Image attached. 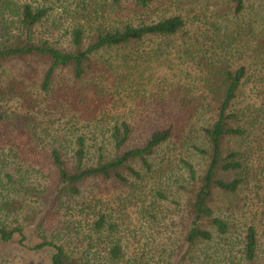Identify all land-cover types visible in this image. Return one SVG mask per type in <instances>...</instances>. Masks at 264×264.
Segmentation results:
<instances>
[{"label": "rangeland", "instance_id": "1", "mask_svg": "<svg viewBox=\"0 0 264 264\" xmlns=\"http://www.w3.org/2000/svg\"><path fill=\"white\" fill-rule=\"evenodd\" d=\"M246 4L241 19L250 21L254 13L264 15V0H246ZM225 7L226 0H152L143 18L145 21L179 14L186 20L184 30L174 36L145 39L135 45L98 53L93 59V70L74 86L73 92L84 100L75 94L62 99L54 92L35 97L31 95L35 88L25 83L19 88L23 95L18 93L11 99L0 97V110H6L7 114L13 112V117L25 114L28 111L22 106L23 98L27 105L26 96L29 95L44 109L54 110V106L63 104L71 111L75 104L79 120H91V132L87 133L91 152L103 146L105 157L110 158L113 151L107 138L119 119L133 124L135 143L164 125L162 120L170 110V99H173L172 107L183 103L193 106L201 95L203 108L197 125L209 122L213 117L211 95L204 99L206 92L200 85L196 84L198 89L193 88L201 65L211 61L216 65L245 67V76L231 110L235 114L231 124L243 128L245 133L223 141V152L237 151L243 165L237 171L219 174L225 180L240 178L241 183L234 193L215 191L212 202L215 214L228 223L227 234L219 235L209 227L211 240L190 245L185 239L188 223L184 206L186 209L196 181L190 180L183 162L193 166L197 178L208 164L207 156L193 149V145L206 149V143L198 134L185 138L176 133L147 158L148 168L140 160L131 161L129 165L141 174V179L125 170L123 175L127 181L124 183L114 179L88 180L81 186L78 196L65 199L59 213L51 215L53 217L43 224L44 227L27 222L37 210L31 199L23 203L22 210L14 208H19L18 203L12 206L14 211L3 209L11 214L6 217L2 212L0 221L8 227L23 225L28 245L42 241L44 234L57 233V238L65 243L79 264H88V260H94L97 255L105 256L112 245L120 248L116 264H264V31L256 17L252 32L244 30L240 21L237 24L235 19L229 21ZM259 19L264 21V17ZM32 65L39 72L45 67L41 62ZM8 71L10 75L4 84L10 83L15 74L13 68ZM67 80L69 78L65 82ZM58 88L56 83L54 90ZM171 89L174 93L170 96ZM101 104L110 111L94 115L92 110ZM82 130L85 128L81 123L68 127L60 121L53 128V134L62 142L71 133ZM50 138H45L42 145L51 143ZM11 158L15 157L8 160L13 169L0 167V175L10 170L14 179H23L25 183L34 179L26 168L32 162L30 153L24 161H18L20 157L16 161ZM38 160L46 161L43 156ZM17 164L22 165L19 172L15 168ZM16 188V183L8 188L10 197H3L4 200L13 201V195H21ZM158 193L166 198L158 197ZM99 217H103L104 227L102 231L93 232L90 228ZM248 225L255 227L258 237L254 262L247 261L244 256L243 237ZM51 252V249L31 251L24 248L17 234L9 243L0 239V264H50Z\"/></svg>", "mask_w": 264, "mask_h": 264}, {"label": "trees", "instance_id": "2", "mask_svg": "<svg viewBox=\"0 0 264 264\" xmlns=\"http://www.w3.org/2000/svg\"><path fill=\"white\" fill-rule=\"evenodd\" d=\"M151 2L152 0H0V97L7 96L6 99H11L18 96V93L23 95L19 88L25 83L35 88L31 92L35 97L53 92L62 99L64 96L69 97L75 94L73 90L76 82L93 70V59L98 53L135 45L145 39L174 36L184 30L186 20L179 14L157 21H145L143 18ZM226 5L225 15L227 18L229 16V21L235 19L236 24L240 21L244 30L252 32L256 17L264 31V21L259 19L264 17L263 13H254L250 21L240 18L246 11V0H226ZM119 18L123 20H118ZM120 61L123 59L120 58ZM33 62L44 63L45 67L39 72L32 65ZM8 68H13L15 74L10 83L6 81L4 84V80L10 75ZM200 69L198 77L194 78L196 82L193 83V88L198 89L196 84H199L201 90L206 92L204 99L211 95L213 117L209 122L207 120L197 125L198 115L203 108L200 103L201 95L193 106L183 103L172 107L173 99H170V110L162 120L164 125L155 128L135 143L133 124L126 119H119L107 138L113 151L110 158L105 157L103 146H97L91 152L90 138L87 137V133L91 132V120H79L75 104L71 111L63 104L60 107L54 106V110L44 109L37 106L29 95L26 96L28 106L22 96V106L28 111L25 114L18 113L13 117V112L7 114L6 110H0V143L9 144L7 147H10L6 150L7 147L0 144V167L8 166L11 170L13 168L8 164L9 157H15L12 160L20 157L18 161H24L25 156L30 153L32 162L26 168L34 176L29 183H25L23 179H14L10 170L0 175V214L2 215L3 209L14 211L12 206L15 203H18L19 208H14L22 210L23 203L31 199L37 210L27 222L44 227L43 224L59 213L65 199L78 196L81 186L88 180L114 179L124 183L127 181L123 175L125 170L134 178L141 179V174L129 165L131 161L140 160L148 168L150 164L147 158L176 133L185 138L198 134L206 143V149L196 145H193V149L205 154L208 164L203 174L197 178L193 166L189 162H183L190 180L193 183L196 181L186 209L184 206L188 223L185 239L190 245L209 241L212 239L209 227L219 235L227 234L228 223L215 214L212 202L215 191L234 193L241 183L240 178L225 180L219 174L237 171L243 165L237 151L223 152V141L227 137L245 133L243 128L231 124L235 117L231 110L246 70L243 66L216 65L211 61L201 65ZM36 76L39 77L34 80ZM66 78L69 80L65 82ZM56 83L59 87L57 91L54 90ZM173 93L174 90L171 89L169 95ZM75 96L84 100V97L77 94ZM35 107L37 109L33 110ZM175 109L182 110L176 112ZM107 111L110 109L101 104L92 113L106 114ZM60 121L68 127L81 123L86 131L71 133L61 142L60 137L53 134V128ZM49 137L51 143L42 145V141ZM41 156L46 159L45 163L39 162L38 158ZM15 168L19 172L22 165L17 164ZM15 183V190L21 195H13V201L4 200L10 197L8 188L14 187ZM3 191L6 194H2ZM157 196L166 198L161 193ZM5 211L3 215L7 217L10 212ZM103 227L104 219L99 217L90 229L96 232L102 231ZM15 234L19 236V244L28 250L51 249L50 264H79L68 252L65 243L57 238V233L52 232L50 236L44 234L42 241L28 245L23 225L8 227L0 221V239L3 242H11ZM243 244L246 260L254 262L258 249L254 226L248 225L245 228ZM105 254L93 257L94 260H88V264L90 261L92 264H116L120 248L112 245Z\"/></svg>", "mask_w": 264, "mask_h": 264}]
</instances>
